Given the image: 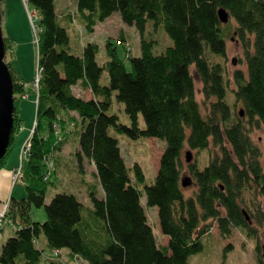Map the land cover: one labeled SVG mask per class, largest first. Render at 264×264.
Wrapping results in <instances>:
<instances>
[{"label":"trees","instance_id":"1","mask_svg":"<svg viewBox=\"0 0 264 264\" xmlns=\"http://www.w3.org/2000/svg\"><path fill=\"white\" fill-rule=\"evenodd\" d=\"M31 1L39 12L33 20L41 66L36 121L22 162L25 191L11 195L5 211L12 232L0 243V264H191L189 253L201 248L200 237L214 221L224 236L232 226L251 234L241 200L245 188L264 196L261 149L249 134L254 123L264 127V0H76L73 8L56 12L52 0ZM220 6L229 13L226 21L219 19ZM114 10L140 31L149 17L161 23L171 43L154 51L152 39L141 35L140 53L132 54L128 41L123 42L129 66L110 36L104 39L103 60L96 57V40L83 42L79 52L69 48L66 31L73 21L93 31ZM230 17L245 59V70L232 72L233 86L227 83L222 62L213 57L224 53ZM117 37L126 40L123 30ZM3 41L5 48L10 45L5 35ZM191 65L201 80L203 110ZM104 69L106 80L101 79ZM10 73L13 93L18 94L23 81L11 68ZM76 83L89 94L74 92ZM227 91L232 92L229 99ZM114 99L122 101L129 123L110 111ZM20 124L15 107L0 166ZM110 127L164 139L152 181L145 182L137 161L126 163ZM71 138L77 141V170L84 171V159L93 162L103 190L98 194L91 182L90 204L69 189L55 190L46 198L56 151ZM184 143L198 150L212 147L203 165L192 157L186 160L195 184L189 193L180 181ZM47 158L52 160L49 170ZM142 192L146 203L157 206L166 242L156 238L140 200ZM31 204L43 205L45 218H32ZM258 217L264 220L262 210ZM42 242L54 250L65 248L66 257L44 254Z\"/></svg>","mask_w":264,"mask_h":264},{"label":"rangeland","instance_id":"2","mask_svg":"<svg viewBox=\"0 0 264 264\" xmlns=\"http://www.w3.org/2000/svg\"><path fill=\"white\" fill-rule=\"evenodd\" d=\"M75 2L76 0H52L53 10L56 12L67 8H73L75 6ZM28 11H33L36 16L35 18H37L39 12L31 0H0L1 30L2 34L6 36L10 43V45L5 48L4 59L9 61V70L11 68L13 72L19 75V78L23 81L24 86L31 90V83L34 77L35 65L37 61V49L35 42V29L29 18ZM229 21L230 30L226 34L224 53L213 57L214 59H218L222 62L227 83L229 86H233L234 81L232 78V72L238 67L245 70V59L241 42L234 31V19L230 17ZM120 30H123L126 40L118 39L117 36ZM66 32L69 39V48L75 52H79L81 50L83 42L86 40H96L99 43V49L96 54V57L99 60H103L107 56L104 49V39L106 36H110L116 43L118 54L124 57V63L126 66H129V59L125 56L126 51L124 49L123 42L127 43L128 41L130 53L138 54L141 50V35L152 39V50L154 51L164 49L165 46L172 41L170 35L161 23L154 24L152 18L149 17L146 19L143 31H140L134 23H127L123 21L117 10H114L104 19L99 20L95 24L93 31L85 29L78 21H73L67 28ZM190 69L194 78L195 95L203 110L201 80L195 73L193 65L190 66ZM101 79L106 80L105 69L102 71ZM72 89L74 92L79 91L78 93H81L83 96L88 95L79 90V87L76 85L72 86ZM32 91L34 93L33 88ZM22 92L26 91H20L18 94L14 92V96L16 95L15 103L17 105V111L20 114V122L24 121L26 116H28L29 119L34 118L33 121L30 120L32 125L29 128L27 133L28 135L29 133L31 134V131L33 130L36 121V111L34 109L35 104L33 101L29 102L28 99L20 97L23 96L21 95ZM229 95L232 96V92L227 91V99H229ZM234 107L235 109H238L241 105L239 102H235ZM110 111H116L122 122L129 123L130 120L127 113L123 109L122 101L114 99ZM139 123L143 124L141 114L139 115ZM109 130L117 137L120 151L126 163L132 164L134 161H137L143 170L145 182L152 181L158 166L159 156L164 145V139L154 135H133L126 131H117L112 127H110ZM249 134L261 149L260 162L264 171L263 125L261 123H254L249 128ZM19 138L20 135L14 131L9 148L10 151L7 156V160L9 162H12V160L15 159V164L18 163L19 151L23 143V140L21 142V140L19 141ZM185 149H191L192 159L197 164L203 165L208 160V153L212 147H202L198 150L190 148L187 143H184L180 151L183 167L182 175L184 173H188L185 168ZM71 150L72 152H70ZM73 152L74 142H69V146L64 144L62 151H56L55 157L57 165L56 169L53 170V174H55H52L51 180L47 185L46 197H49L55 190L69 189L76 192L84 204H90L91 199L86 185L87 183L91 184V182L96 183L97 181L93 174V165L91 163L88 164L87 162H84L86 171L84 178H81V174L77 170V165L75 164ZM194 186L195 184L193 183L189 185L187 184L184 188L185 193L192 191ZM17 187L23 188L25 191L24 185L20 180H17L14 185V188ZM140 200L144 206L147 219L152 225L158 242H166V235L162 233L159 228L157 206L155 204L146 203L143 192L140 196ZM241 201L247 212V218L251 225L252 233H247L246 230L239 226H232L230 233L224 236L221 234L217 227V223L214 221L209 232L201 235L200 237L202 243L201 248L189 253L188 259L191 264H264V256L260 254L261 258H257V251L255 249V245L258 244L259 251H261L262 245H264V220L258 217L260 210L264 212V196L251 190V188H245L242 192ZM256 207L259 209H256ZM30 215L35 219L45 218L44 206L31 204ZM9 230L10 225L8 223H6L4 227L0 228V241L9 235ZM228 242H230L231 245H227ZM42 244H44V254L58 252L63 258L66 257L65 248L60 251H56L51 249L44 242H42ZM73 262L74 261H69L70 264H73Z\"/></svg>","mask_w":264,"mask_h":264},{"label":"water","instance_id":"3","mask_svg":"<svg viewBox=\"0 0 264 264\" xmlns=\"http://www.w3.org/2000/svg\"><path fill=\"white\" fill-rule=\"evenodd\" d=\"M217 12L221 21L228 19L229 13L224 7H218ZM4 53L5 46L0 25V157L5 152L9 142V135L13 124V111L15 108L11 73L4 59ZM238 110L240 113L243 112L242 107H239ZM184 156L186 160H190L192 157L191 149H185ZM191 180V175L188 173H184L180 177L182 185L191 183ZM261 255L264 256V245H262Z\"/></svg>","mask_w":264,"mask_h":264},{"label":"crops","instance_id":"4","mask_svg":"<svg viewBox=\"0 0 264 264\" xmlns=\"http://www.w3.org/2000/svg\"><path fill=\"white\" fill-rule=\"evenodd\" d=\"M74 85H76L77 87H79V90L83 91L86 94H89V90H87L86 88H83L82 89L80 87V85L77 84V83L76 84H73L72 86H74ZM23 90L27 92V95L26 96H20V97L23 98V99H28L29 102L30 101L31 102L33 101V103L35 104V108L34 109L36 111V103H35V100H34V93L32 91V88H31V90H29L28 87H25L24 86V89ZM77 92H79V91H77ZM15 107H16V111H17V105ZM17 113H18V111H17ZM18 115H20V114L18 113ZM33 119L34 118H32V119L30 118L29 119V117L26 116L24 118V121H22L21 124H20V126L16 129V133L18 135H20L19 141L21 140V142H22V140L27 135V133L29 131V128L32 125V122L30 120L33 121ZM69 142H72V143L74 142V147L77 145V141L74 138H71V140H67L65 142V144L69 146ZM9 151H10V149L7 152L5 163L0 166V201L3 200V199H8L11 195H13L15 197H18V196H20L21 194L24 193L23 188H18V187L17 188H14V185H15L16 181L15 182H12L11 175H12V168L15 165V159H13L12 162H9L7 160V156L9 154ZM84 162H87L88 164L91 163L93 165L92 166L93 167L92 170H94V164H93V162H91L89 160H86V159H84ZM85 171H86V169H85V166H84V171L83 172H80L81 178H84ZM94 177H95V175H94ZM95 179L97 180L96 177H95ZM94 184H96L97 193L98 194H101L103 192V190H102L101 186L99 185L98 181H96V183H94ZM89 185L90 184L87 183L86 187L88 188ZM46 198H48V197H46ZM7 223L10 225V222L9 221H7ZM11 232H12V229L10 227V230L8 231V233H11ZM8 233H6V234H8ZM0 243H1V241H0Z\"/></svg>","mask_w":264,"mask_h":264},{"label":"built area","instance_id":"5","mask_svg":"<svg viewBox=\"0 0 264 264\" xmlns=\"http://www.w3.org/2000/svg\"><path fill=\"white\" fill-rule=\"evenodd\" d=\"M33 11H28V15H29V18H30V20L32 22V25L34 26V29L36 30V26H35V24L33 22V20L35 19L36 16H35V13ZM36 41H37V36H36V32H35V42ZM40 72H41V66L36 61L34 77H33L32 83H31L32 84V88L34 89V94H35L34 96H35V102L36 103H37ZM21 95L25 96L26 92H22ZM30 135L31 134L29 133L23 139V143H22L20 151H19L18 163L15 164L13 166V168H12V175H11L12 182L20 180V178H21V175H22V162H23V160L25 159V157L27 156V154L29 152ZM46 161H47V165H48L47 168L49 170V168H51V166H52V160H51V158H47ZM7 205H8V199H3V200L0 201V223L5 218V210L7 208Z\"/></svg>","mask_w":264,"mask_h":264},{"label":"bare ground","instance_id":"6","mask_svg":"<svg viewBox=\"0 0 264 264\" xmlns=\"http://www.w3.org/2000/svg\"><path fill=\"white\" fill-rule=\"evenodd\" d=\"M8 203H9V198H8ZM7 206H8V205H7ZM5 211H6V210H5ZM7 221H8V220H7L6 216H5L4 220H2L1 223H0V224H1L0 226L4 227V225L7 223ZM2 227H1V228H2ZM56 251H58V250H56Z\"/></svg>","mask_w":264,"mask_h":264}]
</instances>
